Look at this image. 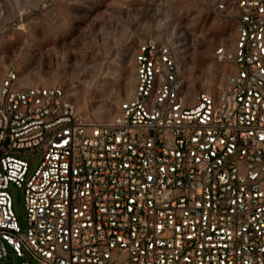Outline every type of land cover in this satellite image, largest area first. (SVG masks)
<instances>
[{
    "label": "built area",
    "instance_id": "built-area-1",
    "mask_svg": "<svg viewBox=\"0 0 264 264\" xmlns=\"http://www.w3.org/2000/svg\"><path fill=\"white\" fill-rule=\"evenodd\" d=\"M237 33L233 52L218 49L233 62L221 92L191 105L182 62L156 38L139 45L133 94L105 120L80 116L61 86L9 76L0 258L10 246L38 264H264V0L240 1Z\"/></svg>",
    "mask_w": 264,
    "mask_h": 264
},
{
    "label": "rangeland",
    "instance_id": "rangeland-1",
    "mask_svg": "<svg viewBox=\"0 0 264 264\" xmlns=\"http://www.w3.org/2000/svg\"><path fill=\"white\" fill-rule=\"evenodd\" d=\"M240 1L0 0V88L13 75L19 88L61 86L80 116L105 120L133 94L139 45L156 38L182 62L190 105L202 91L217 96L233 70L218 49L235 50ZM21 157L32 173L42 151ZM9 191L26 228L24 192L14 184ZM7 250L0 264H38Z\"/></svg>",
    "mask_w": 264,
    "mask_h": 264
},
{
    "label": "bare ground",
    "instance_id": "bare-ground-1",
    "mask_svg": "<svg viewBox=\"0 0 264 264\" xmlns=\"http://www.w3.org/2000/svg\"><path fill=\"white\" fill-rule=\"evenodd\" d=\"M190 99H191V98H190ZM192 99H193V98H192ZM192 99H191L190 101H192V102H193L194 100H192Z\"/></svg>",
    "mask_w": 264,
    "mask_h": 264
}]
</instances>
